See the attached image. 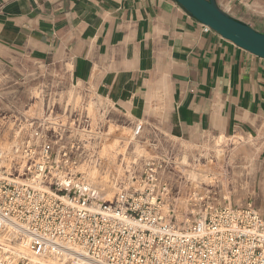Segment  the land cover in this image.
Wrapping results in <instances>:
<instances>
[{
	"label": "crops",
	"instance_id": "1",
	"mask_svg": "<svg viewBox=\"0 0 264 264\" xmlns=\"http://www.w3.org/2000/svg\"><path fill=\"white\" fill-rule=\"evenodd\" d=\"M215 2L264 32V0ZM204 26L176 0H0L2 45L94 76L136 119L264 141V58Z\"/></svg>",
	"mask_w": 264,
	"mask_h": 264
},
{
	"label": "built area",
	"instance_id": "2",
	"mask_svg": "<svg viewBox=\"0 0 264 264\" xmlns=\"http://www.w3.org/2000/svg\"><path fill=\"white\" fill-rule=\"evenodd\" d=\"M39 123L0 147V264H264V220L250 204H206L178 225L154 159L111 199L78 196L77 145H54L55 123Z\"/></svg>",
	"mask_w": 264,
	"mask_h": 264
},
{
	"label": "rangeland",
	"instance_id": "3",
	"mask_svg": "<svg viewBox=\"0 0 264 264\" xmlns=\"http://www.w3.org/2000/svg\"><path fill=\"white\" fill-rule=\"evenodd\" d=\"M56 66L38 61L31 47L0 43V147L26 138L35 126L44 128L39 121H50L58 137L54 145L73 139L78 147V196L94 167L96 187L110 186L111 194L103 199L108 200L119 182L139 178L142 164L154 159L161 163L159 177L170 187L166 209L178 225H187L206 204H250L264 220L263 140L219 138L193 133L184 124L136 119L126 104L99 92L94 76L71 79L68 65Z\"/></svg>",
	"mask_w": 264,
	"mask_h": 264
},
{
	"label": "water",
	"instance_id": "4",
	"mask_svg": "<svg viewBox=\"0 0 264 264\" xmlns=\"http://www.w3.org/2000/svg\"><path fill=\"white\" fill-rule=\"evenodd\" d=\"M190 15L239 47L264 58V32L218 7L215 0H176Z\"/></svg>",
	"mask_w": 264,
	"mask_h": 264
},
{
	"label": "bare ground",
	"instance_id": "5",
	"mask_svg": "<svg viewBox=\"0 0 264 264\" xmlns=\"http://www.w3.org/2000/svg\"><path fill=\"white\" fill-rule=\"evenodd\" d=\"M102 135V134H101ZM99 145V144H98ZM110 147L104 149V150H107L109 149ZM97 175H98V169L96 167H94L89 173H88V177H87V181L82 185L80 186L79 190L82 192L83 195L85 196H89L91 193H94L95 198H90L93 199L94 201H103L104 198H108L109 195L111 194V189H110V186L107 184V182H104V183H101L100 184V187L97 188L96 187V179H97ZM76 188V187H75ZM112 188H114L112 186ZM81 194V193H80ZM112 197V196H111ZM99 199V200H98ZM102 199V200H101ZM0 241H3L4 242V239L3 238H0ZM24 244L23 243H19L17 245V248L16 249H19V250H24ZM34 259V258H33ZM47 264H63L61 262H58L57 260L55 259H51V258H48V261H46Z\"/></svg>",
	"mask_w": 264,
	"mask_h": 264
}]
</instances>
